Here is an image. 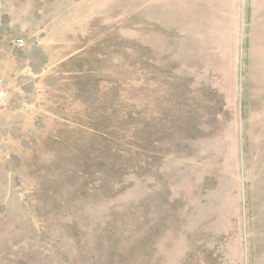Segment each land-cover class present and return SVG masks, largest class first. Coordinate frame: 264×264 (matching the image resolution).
<instances>
[{
    "label": "rangeland",
    "instance_id": "374dc122",
    "mask_svg": "<svg viewBox=\"0 0 264 264\" xmlns=\"http://www.w3.org/2000/svg\"><path fill=\"white\" fill-rule=\"evenodd\" d=\"M0 264H264V0H0Z\"/></svg>",
    "mask_w": 264,
    "mask_h": 264
}]
</instances>
